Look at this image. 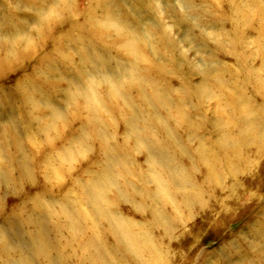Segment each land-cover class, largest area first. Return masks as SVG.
<instances>
[{
  "label": "rangeland",
  "instance_id": "1",
  "mask_svg": "<svg viewBox=\"0 0 264 264\" xmlns=\"http://www.w3.org/2000/svg\"><path fill=\"white\" fill-rule=\"evenodd\" d=\"M0 264H264V0H0Z\"/></svg>",
  "mask_w": 264,
  "mask_h": 264
},
{
  "label": "bare ground",
  "instance_id": "2",
  "mask_svg": "<svg viewBox=\"0 0 264 264\" xmlns=\"http://www.w3.org/2000/svg\"><path fill=\"white\" fill-rule=\"evenodd\" d=\"M122 86L121 85H119V87H116L115 86V88L117 90H120V92H118V93H120L121 95H122V93H121L122 92V89L121 88H123V89L125 88V87H122ZM110 102H111V100L110 101H107L108 104H111ZM114 104H116V103H114ZM122 115L126 118L128 114H126L125 112H123ZM128 116H130V115H128ZM133 116H134L133 117V120L134 119L136 120L137 117H139L138 111H134V115ZM147 125H149V124L147 123ZM93 127L95 128L97 135L99 134V136H101L102 139L103 138L105 139L106 136L108 137L107 133H104L103 132L104 129L100 130L98 127H95V126H93ZM98 129H99V131H98ZM126 134L131 135V136H133L136 139H140L141 136H142L140 134V129L136 128L135 126H134V128L132 126H130V129H128L126 131ZM144 135H146V136L148 135L147 131L144 132ZM81 137L83 139L81 143L83 145L88 146L89 145V140H90V135L89 136L88 135L87 136H83L82 135ZM225 140H227V139H225ZM237 140L238 139H234L233 140L229 136V141H227V142H228V146H229L228 150L230 152H231V150L237 152L236 151V148H237V145H238ZM152 142H153L152 148L154 149L155 153H154V155H152V158L150 156V158L147 159V162L149 164L157 165L158 166L159 165V162H162V160H163V163L165 164V161H164L163 158H161V156L164 157V154H166V152H165L166 149L163 148V146L161 145V143L158 142L156 139H152ZM223 144H225V143L223 142L221 145H223ZM103 150H104V153H106L108 157H111L112 158V156H110V153L114 152L115 150H120V148L118 146L115 147L113 145H108V144L106 146L105 144H103ZM71 152L73 153L74 151H71ZM174 162L176 163V166L171 170V179H172V182L174 183V185H178V186H180L182 188H186V187H188V185L190 187L197 188V186L195 185V183L191 181V177L193 178V174L189 170H187L183 166L182 163L180 164L178 161H174ZM123 167L124 166H122L120 169L123 170ZM212 167H214V166H210V168H212ZM218 170L219 169H216L215 172H216V174H219L220 175V173L218 172ZM112 175H114V174H112ZM215 179H216V175L212 174L210 171H207V173L205 174V176L202 177V180H203L202 182L205 183V184L206 183H210V182H216ZM159 180H160L161 184H163V185L165 184V182L163 181V179L160 178ZM114 185H116V187H117L118 195L119 194H126L127 195V193L125 192V190L122 187L119 186L120 185V182H118V180H116V179H113V177H111L108 174L107 175L106 184H105V186L103 185L104 187L102 186V187H99L98 190H94L93 189V191H90V192H92V195H91L92 199L95 200L94 202L97 203L98 202V198L101 195H105L108 191L110 192V188L111 187H115ZM181 192H182L181 194H182V197H183V204L185 206L189 207V208L190 207L191 208H193V207L194 208L195 207L197 208V207L201 206V204L204 202L203 197H204V195L207 194L206 189L198 190V191H188V190L184 189ZM168 195H171V194H168ZM159 197H160V195H158L157 198H159ZM75 222H77V221H75ZM166 223L170 227L169 229H171V227H174V225H173L174 223H173V220L171 218L168 219ZM149 235H150L149 232H146L145 233V236H149ZM120 236L121 235H118V237L120 239H122ZM86 241H89V240L86 239Z\"/></svg>",
  "mask_w": 264,
  "mask_h": 264
}]
</instances>
